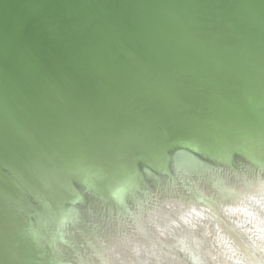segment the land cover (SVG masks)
<instances>
[{"label":"water","instance_id":"obj_1","mask_svg":"<svg viewBox=\"0 0 264 264\" xmlns=\"http://www.w3.org/2000/svg\"><path fill=\"white\" fill-rule=\"evenodd\" d=\"M0 264H264V0H0Z\"/></svg>","mask_w":264,"mask_h":264}]
</instances>
